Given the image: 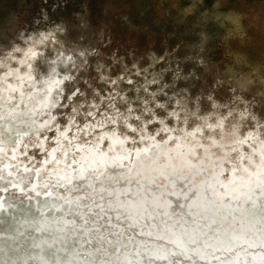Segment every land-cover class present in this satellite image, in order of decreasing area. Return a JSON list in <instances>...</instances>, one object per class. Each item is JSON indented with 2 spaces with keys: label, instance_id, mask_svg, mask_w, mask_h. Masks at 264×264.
I'll return each instance as SVG.
<instances>
[{
  "label": "rangeland",
  "instance_id": "1",
  "mask_svg": "<svg viewBox=\"0 0 264 264\" xmlns=\"http://www.w3.org/2000/svg\"><path fill=\"white\" fill-rule=\"evenodd\" d=\"M47 90L52 123L25 137L22 166H41V141L52 150L66 130L87 143L115 130L134 148L200 128L198 153L205 143L228 151L230 169L264 138V0H0V95L14 103Z\"/></svg>",
  "mask_w": 264,
  "mask_h": 264
},
{
  "label": "bare ground",
  "instance_id": "2",
  "mask_svg": "<svg viewBox=\"0 0 264 264\" xmlns=\"http://www.w3.org/2000/svg\"><path fill=\"white\" fill-rule=\"evenodd\" d=\"M53 106L50 90L14 103L0 95L1 264H264V138L228 169V151L205 143L198 153L200 128L134 148L115 130L92 143L66 130L52 150L41 141V166L20 165ZM26 237L27 255L17 251Z\"/></svg>",
  "mask_w": 264,
  "mask_h": 264
},
{
  "label": "snow or ice",
  "instance_id": "3",
  "mask_svg": "<svg viewBox=\"0 0 264 264\" xmlns=\"http://www.w3.org/2000/svg\"><path fill=\"white\" fill-rule=\"evenodd\" d=\"M16 51H19V50L17 49ZM22 55H23L24 57H28V56L30 55V57L34 59V58H37L38 53L29 50L28 52H24ZM21 63L23 64V60L21 61ZM28 67L31 68L32 65L29 64ZM193 123H195V122H193ZM203 127L208 128V129H212L213 126H212V125H204ZM199 130H200L199 128L196 129V131H199ZM213 130H214V129H213Z\"/></svg>",
  "mask_w": 264,
  "mask_h": 264
}]
</instances>
